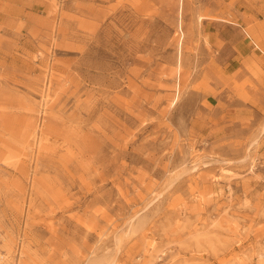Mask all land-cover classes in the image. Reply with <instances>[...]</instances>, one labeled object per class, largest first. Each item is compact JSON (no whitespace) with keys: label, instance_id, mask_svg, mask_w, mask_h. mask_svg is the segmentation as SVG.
Masks as SVG:
<instances>
[{"label":"rangeland","instance_id":"rangeland-1","mask_svg":"<svg viewBox=\"0 0 264 264\" xmlns=\"http://www.w3.org/2000/svg\"><path fill=\"white\" fill-rule=\"evenodd\" d=\"M258 18L0 0V264H264V109L223 63Z\"/></svg>","mask_w":264,"mask_h":264},{"label":"crops","instance_id":"crops-1","mask_svg":"<svg viewBox=\"0 0 264 264\" xmlns=\"http://www.w3.org/2000/svg\"><path fill=\"white\" fill-rule=\"evenodd\" d=\"M256 17H258L256 15ZM242 18V17H241ZM260 21L264 20V18H258ZM240 26L241 29H244L242 24L239 22L236 23ZM253 30V33L258 34L260 29L262 30V38L260 40V44L258 45L254 39L246 32V36L240 37L236 34L235 38L232 39L228 37H223V39L227 42V48L224 49L226 52L227 58L224 59V64L226 66H231L228 70V73H231L237 69H241V74L238 77V80H241L244 76L254 83L259 89L258 91L252 90L250 87H246L245 92L252 99L251 102L246 105V109H264V23H260L259 25L250 27ZM243 89L238 88L234 89V95L239 97L242 93H246ZM209 98L218 99L224 98L225 94L221 93H208ZM219 101V100H218ZM253 101H257V107L250 105ZM217 102L216 100L213 103ZM237 102V101H236ZM238 102H240L238 100ZM237 102V103H238ZM243 105L239 108H242Z\"/></svg>","mask_w":264,"mask_h":264},{"label":"built area","instance_id":"built-area-1","mask_svg":"<svg viewBox=\"0 0 264 264\" xmlns=\"http://www.w3.org/2000/svg\"><path fill=\"white\" fill-rule=\"evenodd\" d=\"M1 260H2V257H1V254H0V263H1Z\"/></svg>","mask_w":264,"mask_h":264}]
</instances>
